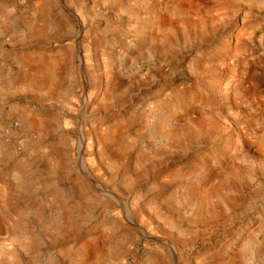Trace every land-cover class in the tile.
<instances>
[{"label": "rangeland", "instance_id": "374dc122", "mask_svg": "<svg viewBox=\"0 0 264 264\" xmlns=\"http://www.w3.org/2000/svg\"><path fill=\"white\" fill-rule=\"evenodd\" d=\"M1 31L0 264H264V0H0Z\"/></svg>", "mask_w": 264, "mask_h": 264}, {"label": "crops", "instance_id": "0c3cea01", "mask_svg": "<svg viewBox=\"0 0 264 264\" xmlns=\"http://www.w3.org/2000/svg\"><path fill=\"white\" fill-rule=\"evenodd\" d=\"M13 39L14 38L7 33L0 32V80L8 79L10 83H15L18 82L19 79L26 78L27 74L24 69L30 64L29 61L16 57V49H14L15 43L13 42ZM12 56L13 58L15 56L16 60L8 64V62L5 61V58H10ZM8 65L11 67L9 68L10 71H7Z\"/></svg>", "mask_w": 264, "mask_h": 264}, {"label": "bare ground", "instance_id": "6f19581e", "mask_svg": "<svg viewBox=\"0 0 264 264\" xmlns=\"http://www.w3.org/2000/svg\"><path fill=\"white\" fill-rule=\"evenodd\" d=\"M195 1V0H194ZM199 1V0H198ZM203 2V1H202ZM206 3V2H205ZM202 4H204V3H202ZM222 5V4H221ZM185 7H186V5H185ZM201 7V6H200ZM205 7V6H204ZM209 9V8H208ZM212 9V8H211ZM209 12V11H208ZM211 13V12H210ZM221 13V12H220ZM210 17H211V15H210ZM199 20H200V17L198 18ZM153 48L155 49L156 48V43L153 45ZM192 66V65H191Z\"/></svg>", "mask_w": 264, "mask_h": 264}]
</instances>
